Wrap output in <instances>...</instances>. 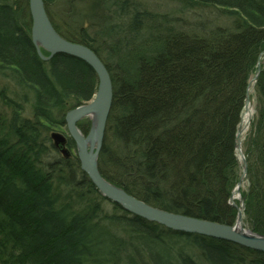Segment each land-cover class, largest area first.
Segmentation results:
<instances>
[{
    "label": "trees",
    "instance_id": "16d2710c",
    "mask_svg": "<svg viewBox=\"0 0 264 264\" xmlns=\"http://www.w3.org/2000/svg\"><path fill=\"white\" fill-rule=\"evenodd\" d=\"M58 1L44 0L64 33L50 9ZM179 2L183 11L201 5L230 22L187 28L170 12L139 9L131 0H92L99 13L92 30L76 32L74 20H64L69 28L62 35L93 49L113 80L99 158L104 177L166 211L231 224L236 208L228 200L240 177L236 125L264 49V0ZM31 25L29 0H0V79L18 89L15 100L0 89V115L9 122L0 120V264H82L83 254L87 264H264V252L173 231L111 201L108 209L82 171L71 137L73 157L42 161L59 152L51 133L66 127L67 111L94 97L99 79L77 57L40 59ZM254 98L244 197L248 226L264 234V68ZM90 124L80 127L87 132ZM51 200L62 204L58 211ZM127 237L135 240L131 250Z\"/></svg>",
    "mask_w": 264,
    "mask_h": 264
},
{
    "label": "water",
    "instance_id": "95a60500",
    "mask_svg": "<svg viewBox=\"0 0 264 264\" xmlns=\"http://www.w3.org/2000/svg\"><path fill=\"white\" fill-rule=\"evenodd\" d=\"M30 13L33 20L32 39L38 54L43 59H51L57 54L71 55L88 63L98 75L99 85L94 100L70 110L66 114L65 119L70 135L77 144L81 167L103 195L116 201L128 211L148 220L158 222L173 230L223 239L264 252V235L254 233L252 230L244 228V205L241 203V206H238L234 202V194L240 192L239 187L247 175L246 165L244 166L243 175L237 184V190L233 191L230 198L231 204L238 209V215L233 225L195 218L156 208L129 194L124 189L110 183L101 175L98 168V158L103 146L106 125L114 96L113 82L110 73L106 65L93 49L87 45L69 41L56 31L47 14L44 0H30ZM41 46L49 52L48 56L43 55L40 49ZM259 72L260 66L258 67L255 80ZM91 115L93 118V125L88 135H85L79 129L78 121ZM53 137L57 145H64L66 142V138L60 133L53 134ZM237 141L240 144L239 137ZM238 149H241V145H238ZM63 152L67 154L65 148H63Z\"/></svg>",
    "mask_w": 264,
    "mask_h": 264
},
{
    "label": "rangeland",
    "instance_id": "374dc122",
    "mask_svg": "<svg viewBox=\"0 0 264 264\" xmlns=\"http://www.w3.org/2000/svg\"><path fill=\"white\" fill-rule=\"evenodd\" d=\"M131 3L136 5L139 9H146V10H149L152 12H157V13L170 12L172 17L177 16L178 20L181 21L182 25L184 27H187V28L193 26L194 23H196V24L199 23V24H202V26H204L205 30H207V29H212V27L218 25L219 20H220L219 25H224V24L226 25L230 22L227 17H223L220 14H218L217 12L212 11V9L203 7L201 5H196L194 8L195 10L192 12H190V11L188 12L186 10L183 11V8L180 6L179 0H131ZM45 7H46V5H45ZM93 7L94 6L92 4V0H59L57 3H55V5L53 7H50V9H51V13H52L53 17H55L56 23L61 25V28L63 29L62 31H64V33H65V32H67L69 27H67V28L64 27V24H63L64 20H67V22H69V24H71V25L73 23L71 20H74L73 30H76V32L80 28L92 30L90 28V25L94 22L93 20H95L96 17H99L98 11H94ZM29 11H30V6H29ZM46 11H47V14L49 16V19L51 20V22L54 26V23H53L54 20L51 17L50 12L48 11L47 7H46ZM72 12L73 13L75 12V13L72 15ZM30 17L32 19L31 13H30ZM54 28L56 29L55 26H54ZM56 31L59 33V31L57 29H56ZM64 33L61 32L59 34L62 37H64L65 39L72 41V40L66 38L64 35H62ZM72 42H76V41H72ZM77 43H79V42H77ZM257 63L258 64L260 63L261 67L264 68V49H262V51L259 53ZM107 69H108V67H107ZM257 70L258 69L256 66L255 70L252 71L250 74L251 76H250L249 81H248V83L250 82V88L248 89V84H247L244 106H243L242 111L240 112V120H239L238 124L236 125V136H235V157L238 160V173H239L240 177L236 181V183L232 186L231 191L237 186V183L239 182V180L241 179V177L243 175L244 166L246 165L247 166V175L244 178V181L242 182V184L240 185L241 195H239V197H236V199H238L236 202L237 205L241 206V203H243V205H244L243 206L244 207V209H243L244 228H246V226L249 225L248 216L246 214V199L244 197V192H246L248 190L249 183H250L249 182V168H248L249 162H248V154H247L246 150L248 148L249 131L251 130V128L253 126V123H254V120L256 119V114H257V109L255 107V98H254V81H255V76H256ZM108 72L110 73L109 69H108ZM110 76H111V74H110ZM111 79H112V77H111ZM112 82H113V80H112ZM2 88L8 89V91H9L8 94L12 98L15 97L14 91L15 92L18 91L14 82L11 81L9 78H6L5 81H2L0 79V89H2ZM113 91H114V87H113ZM14 100H15V98H14ZM113 102H114V96H113ZM113 106L114 105L112 103L110 114H111V111L113 109ZM0 108H3V107L0 106ZM74 108H76V107H74ZM74 108H72V109H74ZM72 109H70V110H72ZM6 110H9V109H6ZM2 115H4V112H2ZM2 115H0L1 116L0 120L2 121V123H4L3 120H6V122H8V119H5V117L2 118L3 117ZM30 115H31L30 107L27 106L24 116L30 117ZM91 119H93V118L91 117L88 120L90 122H93V120H91ZM85 120H87V119H85ZM85 120H83V121H85ZM2 123L0 122V128L2 127ZM65 123H66L67 129H66V127H63L62 129H59L56 131H57V133L64 135V137L66 138L65 144L68 145L67 144L68 143L67 137H72V136L69 135V129H68L66 119H65ZM7 124H9V122ZM86 126H87V124H86ZM108 126H109V124L107 122L105 135L108 132V130H107ZM105 135H104V138H105ZM238 137L240 139V144L237 141ZM51 138H52V144H51L52 147L62 145V144L57 145L56 140L53 137L52 133H51ZM18 140H19V138H18ZM103 143H104V141H103ZM238 145H241V149H238ZM0 146H1L0 151L1 150L4 151L5 150V149H3L4 147L2 145H0ZM36 149H37V147L35 148V150ZM76 150H77V144H76ZM67 151H68L67 152V156H68L67 158L73 157V153H72L71 149H68ZM60 156H61V153L58 152L56 154H52L51 157H48L46 159L42 158V161L45 164H49V163H51L50 161H53L57 157H60ZM99 158H100V154H99ZM55 161H60V158H57ZM49 171H52V170H46V172H49ZM99 171H100V168H99ZM52 172H53L54 176L59 175V173H56L55 171H52ZM100 173H101V171H100ZM101 175L104 177V175L102 173H101ZM54 176H51V177H54ZM67 188L68 187H66V189ZM121 188L124 189L123 187H121ZM66 189L64 190L65 193L68 191ZM125 191H127V190H125ZM231 196H232V194L230 195L229 198H231ZM66 202H69V200L67 199ZM51 203H53L52 206L55 207V208H53L55 211H58L60 209L59 207L62 205L61 203L58 204L55 201H52ZM106 207L108 209L112 208L109 201L106 202ZM156 208H158V207H156ZM235 208H236V216H237L238 215V209H237V207H235ZM64 216L67 219L68 230L70 229V231H71L72 227L68 226L69 224H71L70 223L71 218H69L66 213H64ZM28 233L33 234V231L30 230ZM76 242H78V239L73 243H76ZM127 245H129V249L131 250V248L135 245L134 237H127ZM38 248H39V246H38ZM246 248H248V247H246ZM249 249H251V248H249ZM255 251H257V250H255ZM81 256H82V258H81ZM79 257H80L81 262H83L82 264H87V262L89 261L86 254L80 255ZM134 259L135 260L138 259L137 255H134ZM122 264H129V263H127L124 260V261H122Z\"/></svg>",
    "mask_w": 264,
    "mask_h": 264
}]
</instances>
